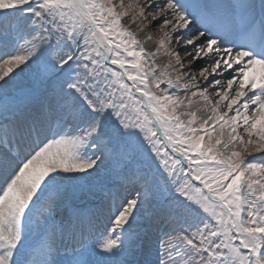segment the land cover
<instances>
[{"label": "snow or ice", "instance_id": "6c2138e0", "mask_svg": "<svg viewBox=\"0 0 264 264\" xmlns=\"http://www.w3.org/2000/svg\"><path fill=\"white\" fill-rule=\"evenodd\" d=\"M0 264H264V0H0Z\"/></svg>", "mask_w": 264, "mask_h": 264}]
</instances>
